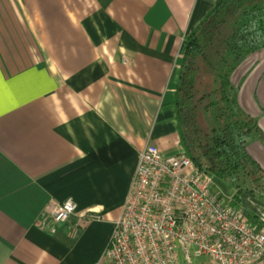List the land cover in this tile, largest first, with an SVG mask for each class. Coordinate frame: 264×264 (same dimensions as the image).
Listing matches in <instances>:
<instances>
[{
	"label": "crops",
	"instance_id": "0c3cea01",
	"mask_svg": "<svg viewBox=\"0 0 264 264\" xmlns=\"http://www.w3.org/2000/svg\"><path fill=\"white\" fill-rule=\"evenodd\" d=\"M217 0H0V264H106L140 152L183 148L176 118L186 37ZM264 132V49L235 70ZM264 170V142L248 144ZM264 229V192H233ZM72 197L102 215L78 237L37 220Z\"/></svg>",
	"mask_w": 264,
	"mask_h": 264
},
{
	"label": "built area",
	"instance_id": "2783aa9c",
	"mask_svg": "<svg viewBox=\"0 0 264 264\" xmlns=\"http://www.w3.org/2000/svg\"><path fill=\"white\" fill-rule=\"evenodd\" d=\"M183 148V147H182ZM102 215L69 197L52 199L37 220L76 238ZM106 264H264V229L217 189L183 149L166 155L148 144L107 246Z\"/></svg>",
	"mask_w": 264,
	"mask_h": 264
},
{
	"label": "trees",
	"instance_id": "16d2710c",
	"mask_svg": "<svg viewBox=\"0 0 264 264\" xmlns=\"http://www.w3.org/2000/svg\"><path fill=\"white\" fill-rule=\"evenodd\" d=\"M262 49L264 0H217L186 37L174 101L186 154L237 195L264 192V170L248 151L249 142H264V132L232 81L238 66Z\"/></svg>",
	"mask_w": 264,
	"mask_h": 264
},
{
	"label": "rangeland",
	"instance_id": "374dc122",
	"mask_svg": "<svg viewBox=\"0 0 264 264\" xmlns=\"http://www.w3.org/2000/svg\"><path fill=\"white\" fill-rule=\"evenodd\" d=\"M215 183H216L217 189L220 192H222L226 195H229L233 192V186L231 184H229L228 182L216 178Z\"/></svg>",
	"mask_w": 264,
	"mask_h": 264
}]
</instances>
